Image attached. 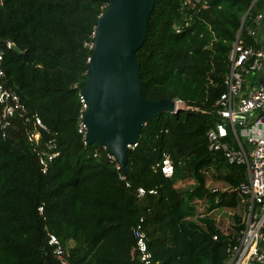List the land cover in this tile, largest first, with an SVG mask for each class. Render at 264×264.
<instances>
[{
    "label": "trees",
    "instance_id": "obj_1",
    "mask_svg": "<svg viewBox=\"0 0 264 264\" xmlns=\"http://www.w3.org/2000/svg\"><path fill=\"white\" fill-rule=\"evenodd\" d=\"M183 1H156L136 56L144 99H180L195 110L149 120L138 147L128 153L122 180L108 151L98 143L85 146L78 133L80 94L94 50L86 43H95L91 36L106 3L0 0L7 85L28 114L38 115L50 129L39 148L56 138L61 152L44 174L28 137L33 123L17 119L6 138L0 130V264H59L48 233L69 249L75 264H140L132 230L142 218L155 261L227 263V249L245 225L234 215L236 231L225 234L211 213L240 206L237 190L248 172L211 153L206 134L220 119L214 105L226 91L240 29L247 44L261 46L247 29L264 14V0H203L208 8L200 11L182 9ZM8 41L20 52L8 49ZM165 155L175 165L172 178L159 167ZM212 181L226 189L211 190ZM140 188L147 191L142 199ZM203 203L209 205L207 214L198 215Z\"/></svg>",
    "mask_w": 264,
    "mask_h": 264
},
{
    "label": "built area",
    "instance_id": "obj_2",
    "mask_svg": "<svg viewBox=\"0 0 264 264\" xmlns=\"http://www.w3.org/2000/svg\"><path fill=\"white\" fill-rule=\"evenodd\" d=\"M208 8V3L203 0H184L182 9L200 11ZM264 15H258L254 28H248V36L257 39V31L262 26ZM187 25V24H186ZM180 32L179 29H177ZM92 38L97 37V28L92 33ZM15 44L6 43L8 49H13ZM91 49L95 43H86ZM4 48L0 45V130L4 138L17 119L32 122L34 129L28 132L29 141L35 144V152L39 158L41 171L46 174L51 163L60 156L61 152L56 138L45 142L44 149L39 148L43 133H50L48 126L38 115H29L27 108L21 101L19 94L7 85V75L4 69ZM226 91L216 100L214 107L217 109L219 122L211 127L206 134L208 150L211 153H221L229 164L245 166L248 172V181L242 183L238 193L242 204L248 208L244 220L245 228L241 231L236 244H231L228 249L226 264H264V45H249L242 34L238 32L236 41L230 54V69L224 80ZM173 115L181 111H193L183 100L175 99ZM81 109L78 118V133L82 136L83 144L89 145L87 140L88 126L85 114L89 104L80 94ZM57 135V134H56ZM138 142L128 145L130 150L138 147ZM112 161L117 160L111 156ZM166 178L175 174V165L169 155H165L159 165ZM120 178L126 179L122 168L117 162ZM129 186V184H128ZM150 194L156 191L151 190ZM147 191L138 190V197L144 198ZM43 214V208L39 209ZM144 219L133 227L136 244L137 260L140 264H161L155 261L149 249L147 235L143 226ZM217 239V237H215ZM48 246L52 255L59 264H75L71 260L70 251L62 241L53 233H48Z\"/></svg>",
    "mask_w": 264,
    "mask_h": 264
},
{
    "label": "water",
    "instance_id": "obj_3",
    "mask_svg": "<svg viewBox=\"0 0 264 264\" xmlns=\"http://www.w3.org/2000/svg\"><path fill=\"white\" fill-rule=\"evenodd\" d=\"M107 8L97 23V37L82 94L89 144L98 143L127 175L128 145L139 141L151 119L174 114L173 100L143 98L137 52L143 47L157 0H101ZM13 50L20 52L17 46Z\"/></svg>",
    "mask_w": 264,
    "mask_h": 264
},
{
    "label": "rangeland",
    "instance_id": "obj_4",
    "mask_svg": "<svg viewBox=\"0 0 264 264\" xmlns=\"http://www.w3.org/2000/svg\"><path fill=\"white\" fill-rule=\"evenodd\" d=\"M264 15V14H263ZM257 39L259 40L261 46L264 45V18L262 22V26L257 31ZM182 182H178V186H180ZM210 189H218L220 191H224L226 189V186L222 183L212 181L209 183ZM208 204L205 205H198L197 214H207ZM191 207L190 202V196L188 194L185 195V209L188 210ZM248 214V208L245 206H239L235 210L231 209H219L215 214H212V216L215 218V221H218L219 227L223 232H226L228 234L234 233L236 231V227L238 226V223L235 219V216H238L242 219V223H244V220ZM201 217V216H200Z\"/></svg>",
    "mask_w": 264,
    "mask_h": 264
},
{
    "label": "crops",
    "instance_id": "obj_5",
    "mask_svg": "<svg viewBox=\"0 0 264 264\" xmlns=\"http://www.w3.org/2000/svg\"><path fill=\"white\" fill-rule=\"evenodd\" d=\"M240 206H245L246 207V205H244V204H242V202H241V199H240ZM209 207V206H208ZM217 212V210H215V211H213L211 214H215ZM216 224H217V227L220 229V227L218 226L219 225V223H218V221H216ZM221 230V229H220ZM222 231V230H221ZM225 234H228V233H226V232H224Z\"/></svg>",
    "mask_w": 264,
    "mask_h": 264
}]
</instances>
